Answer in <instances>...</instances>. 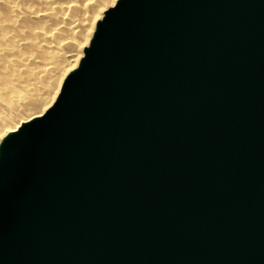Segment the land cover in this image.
<instances>
[{
  "label": "water",
  "instance_id": "water-1",
  "mask_svg": "<svg viewBox=\"0 0 264 264\" xmlns=\"http://www.w3.org/2000/svg\"><path fill=\"white\" fill-rule=\"evenodd\" d=\"M0 264H264V0H118L0 162Z\"/></svg>",
  "mask_w": 264,
  "mask_h": 264
},
{
  "label": "bare ground",
  "instance_id": "bare-ground-1",
  "mask_svg": "<svg viewBox=\"0 0 264 264\" xmlns=\"http://www.w3.org/2000/svg\"><path fill=\"white\" fill-rule=\"evenodd\" d=\"M21 2L27 5L20 7ZM102 6L100 0H0V54H5L0 55V99L12 110L24 109L18 123L0 120V162L8 136L42 115L52 106L53 95L57 93L52 91L54 94L49 95L42 87L44 92H34L23 103L17 96L12 98L15 86L32 85L34 77H44L50 68L60 72L56 83L59 85L64 76L76 70L106 14L101 17ZM13 31H17V36L20 33V37L13 39Z\"/></svg>",
  "mask_w": 264,
  "mask_h": 264
},
{
  "label": "rangeland",
  "instance_id": "rangeland-1",
  "mask_svg": "<svg viewBox=\"0 0 264 264\" xmlns=\"http://www.w3.org/2000/svg\"><path fill=\"white\" fill-rule=\"evenodd\" d=\"M102 3H103V6L100 8L101 10H100V13H101V17L103 16V14L107 11V9L108 8H110L111 6H113L114 5V3H115V1L116 0H100ZM20 4V3H19ZM20 5H22V6H20ZM19 6L20 7H23V6H25V5H27V3H25V4H23L22 2H21V4H20ZM31 26H32V24H30ZM95 25V24H94ZM34 27H35V25H33ZM29 28V27H28ZM33 28V27H32ZM93 32V31H92ZM91 32V33H92ZM12 33H14L15 34V36L13 37V34ZM11 33V37L14 39L15 37H18L19 36V34H18V36L16 35L17 34V31H13ZM21 36H23V35H21ZM20 37V36H19ZM22 38V37H21ZM90 38H91V36H90ZM90 38H89V40H90ZM17 39V38H16ZM23 40V39H22ZM89 40H88V42H89ZM88 42H87V44H88ZM21 47H23V46H21ZM23 51V48H20V51ZM0 55H3V54H0ZM5 55V54H4ZM3 55V56H4ZM80 59V58H79ZM77 63H78V61H77ZM77 65V64H76ZM50 70V71H49ZM49 70H47L48 72H47V74H45L44 75V77H40V76H36V77H34V79L33 80H35L34 82L35 83H31L32 85H30V84H28V85H25V86H22V85H20V87H18V86H15V88H14V90H13V92H12V98H15L16 96V98H18V100H20L21 102H23L24 103V101H27L26 99H28V101L30 100V98H32L33 97V95H34V92H38V93H40V92H46L47 91V93L48 92H50V94L49 95H53L54 93H52V91L53 92H57L55 95L57 96V94H58V92H59V89H60V86H61V84H62V81L64 80V78L66 77V76H64V78L62 79V81H60L59 82V85L58 84H56L57 82H58V80H60V78L59 77H61L60 76V72L58 71V70H55V69H52V68H50ZM67 74H68V72H67ZM66 74V75H67ZM45 76H47V77H45ZM59 78V79H58ZM44 79H46L45 81H44ZM38 80V81H37ZM33 82V81H32ZM41 82L43 83V85L41 84ZM35 87H34V86ZM45 85V86H44ZM21 86H22V88H21ZM28 86V87H27ZM32 86V87H31ZM58 86V87H57ZM43 87V88H42ZM44 90H42V89ZM16 89V90H15ZM23 89V90H22ZM25 89H27V90H25ZM29 89H31V90H29ZM58 89V90H57ZM29 90V91H28ZM41 90V91H40ZM25 91H28V92H25ZM40 91V92H39ZM18 92V93H17ZM19 94V95H18ZM24 96L23 98H22V96ZM28 95H29V98H27L28 97ZM55 95H53V97H54V99H53V102H54V100L56 99V96ZM27 96V97H26ZM32 96V97H31ZM26 97V98H25ZM25 99V100H24ZM52 102V103H53ZM52 103H51V105H52ZM50 107V106H49ZM24 111V109L23 110H18V111H16V110H12L11 109V107L7 104V103H5V102H3L1 99H0V120H3V121H5L6 123H8V124H12V123H18L19 121H20V118H21V116L23 117V112Z\"/></svg>",
  "mask_w": 264,
  "mask_h": 264
}]
</instances>
